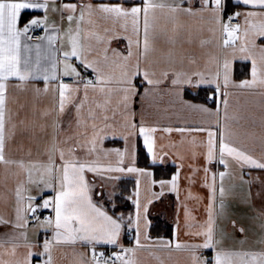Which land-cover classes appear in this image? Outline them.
Here are the masks:
<instances>
[{"label":"snow or ice","instance_id":"snow-or-ice-1","mask_svg":"<svg viewBox=\"0 0 264 264\" xmlns=\"http://www.w3.org/2000/svg\"><path fill=\"white\" fill-rule=\"evenodd\" d=\"M236 7L244 10L229 12L226 0H198V6L193 0L173 3L61 0L59 5L55 0H0V165L5 167L6 174L11 172L16 178L14 220L0 216V224L26 229L29 214L40 221L36 215L38 210L51 209L54 213L41 221V226L53 233L51 240L44 239L42 251H33L37 245L29 242L26 231L19 236H8L7 240L0 241V264H33L34 256L46 257L39 264H53L55 245L77 242L89 248V253L79 254L81 259L77 264H138V251L153 247L187 250L191 264H264V248L260 251L226 249L223 233L220 239L216 233V217L222 216L226 209L224 179L229 172H214L210 166L215 163L227 170L231 160L241 169L248 166L264 170V157H254L235 142L229 121L237 117H230L228 113L229 88L264 89V0H237ZM28 10H33V14L26 18L24 14ZM50 12H59L61 22L67 26L57 27L50 21ZM181 15L206 19L213 36L219 33L218 51L207 55L203 70L185 68L184 57L176 55L171 47H159L162 37L165 45L176 44ZM162 20L165 25H173L172 35H167ZM36 29H43L44 35L40 36V42L31 44L29 34ZM120 39L127 41L124 50L112 46L113 41ZM44 41H47V52L42 57L41 42ZM206 43L201 41L202 46ZM33 49L35 60L31 57ZM237 58L251 62L250 79L239 82L232 79V65ZM160 63L166 67L157 72L155 66ZM188 64L196 65V60L190 59ZM141 75L143 78L139 79ZM169 78L183 106L215 116L214 126L162 129L166 133L206 134V141L201 142L204 150L191 154L193 161L198 155L203 158L201 166L189 167L192 176L203 170L202 186L208 189L207 219L197 222L192 210L184 204L185 235L199 237L201 242L157 239L142 243L141 237L145 242L150 241L148 212L153 200L165 189L175 192L179 199V167L171 179L156 180L151 171L136 166V137L143 138L153 165L162 164L167 155L157 152L155 134L159 129L146 124L143 104ZM35 79H42L44 86L33 87L32 92L36 97H50V106L39 110V122L33 120L29 124L26 118L19 119V125L31 133L30 143L27 147L18 144L17 151L23 155L13 158L6 154V147L16 135L18 125L14 116L19 113L8 107L9 90L26 89L28 82ZM203 85L214 86L213 96L206 98L215 100V110L183 99V86L200 88ZM137 102L140 113L135 107ZM36 111L34 107L33 112ZM109 135L120 136L124 147L105 149L103 142ZM261 139L264 145V137ZM191 143L196 146L195 138ZM88 173L103 179L90 181ZM121 175L135 177L134 189L126 197L114 187L109 190L107 183L119 180ZM192 176L188 177L190 184L195 183ZM217 178L221 198L219 213L216 211ZM157 184L161 189L159 194L152 191ZM187 198L203 199L193 196L191 191ZM125 201L132 202L134 213L120 211ZM260 215L264 217V212ZM126 230L135 231L134 247L122 243ZM239 231L243 233L245 229L241 227ZM21 238L26 252L18 257L21 245L17 241ZM259 243L264 244V239ZM5 244L10 247L6 248ZM98 246H110V254L97 252ZM201 249H212L214 254L211 258L202 256L198 254ZM89 254L90 260L85 261L83 256ZM4 255L10 259H4Z\"/></svg>","mask_w":264,"mask_h":264},{"label":"crops","instance_id":"crops-1","mask_svg":"<svg viewBox=\"0 0 264 264\" xmlns=\"http://www.w3.org/2000/svg\"><path fill=\"white\" fill-rule=\"evenodd\" d=\"M227 1V0H226ZM237 3V0H231ZM59 5L61 0H55ZM139 2V0H138ZM157 2L173 3L174 0H157ZM193 3L198 6V0H193ZM187 7V3L184 5ZM236 10H244L242 7H237ZM33 14V10H28L24 15L29 17ZM34 14L42 15V12H35ZM50 21H54L57 27L63 29L66 27V22H61L59 12H50ZM242 22V21H241ZM161 25L166 27L167 35H172L173 25L162 20ZM180 27L176 34L175 45H165L164 37L161 38L159 47L168 48L171 47L176 55L182 56L185 59V68H199L203 70L205 59L208 54L216 53V40L220 39L219 33L214 37L212 32L209 31L210 25L207 20H200L199 18L188 17L181 15L179 17ZM40 32V36L44 35L43 29H36ZM52 29L49 30V34H52ZM201 41H207L208 43L201 45ZM31 44H35L38 41H28ZM260 43L261 41H257ZM41 56H45L47 52V41L41 42ZM222 43V40H221ZM127 41L120 39L119 41H113L112 46L124 50ZM158 56V54H157ZM33 60L36 59V51L33 49L31 52ZM195 59L196 65L190 66L188 60ZM237 61H246L239 58L233 61L232 79L239 82L243 79H250L251 75L242 79H237L234 73V66ZM250 70H251V62ZM42 63L45 61L42 59ZM157 72L160 68L166 67V64L160 63L155 66ZM179 67V65H177ZM171 77V73H169ZM139 77V79H142ZM16 83V81H13ZM44 82L42 79L30 80L26 89H12L9 90L8 107L13 112H18L19 116H14V122H17V131L15 137L8 141L6 147V154L11 155L13 158H18L23 153L17 151V146L23 143L27 147L30 143L29 136L31 133L26 131L19 125V119L26 118L28 123L31 124L33 120L39 122V110L50 106V97L43 95L36 97L32 92L33 87L43 88ZM202 87L214 89L213 85H203L200 88H192L189 86H183V99L191 101L194 104H205L207 107L215 110L216 102L213 99L200 100L194 99L187 95L188 91L198 92ZM230 95L228 97L229 116H235L237 119L230 120L229 123L234 132V140L238 145L245 147L254 157H264V145H262V137H264V89H228ZM209 96H213V91ZM223 97H220L222 100ZM214 101V102H212ZM23 105V107H21ZM37 110L33 112V108ZM138 113L141 111L140 103L135 105ZM223 105L221 104V120L223 121ZM143 118L147 125L155 126L159 130L156 132L157 152L164 155V162L157 163L155 165L171 166L172 171L168 176H157L155 168L152 166H145L138 162V147L143 146V138L136 137L137 145V160L136 166L146 168L153 173V178L171 179V176L175 174L177 168H180V182H179V199L175 192L165 189L162 195L153 200V203L149 206L148 220L150 226L147 228L150 241H143L142 243H149L156 241L157 239L172 240L175 242L179 240L181 242L195 243L201 242V238L185 235L187 229L184 227V209L183 205L187 204L188 208L192 210L193 216L197 222L203 223L207 219L206 206L208 203V189L202 186L203 183V170H201L192 176V170L189 165L193 167H200L203 158L197 156L195 161L192 160L191 154L193 151L197 153L202 152V141H206V134L204 133H179L173 131L166 133L162 129L166 127H172L173 129L179 127H200L215 125V116H207L200 112L191 110L180 103L179 98L176 95V90L172 88L170 78L164 80L153 91L152 95L143 104ZM140 116H137V120ZM10 127V125H9ZM195 138L196 146L191 141ZM183 141V143L181 142ZM105 149L110 148H123L124 142L120 136L112 137L108 136L103 142ZM144 147V146H143ZM146 154L147 150L145 148ZM148 160L151 163V157L147 154ZM152 164V163H151ZM230 167L226 170L222 165L213 164L211 170L214 172L228 171L224 179L225 196L223 198L226 205L224 214L216 217V233L217 238H221L223 233V247L232 250H252L260 251L264 248V244L259 243L261 239H264V217L260 215L264 212V170L251 168L245 166L241 169L234 161H229ZM181 165H183L181 167ZM241 174L243 178L241 179ZM112 175H120L119 173H113ZM88 179L91 181L95 179L100 182L103 178L100 176L93 177L92 173L87 174ZM192 176L195 183L190 184L188 177ZM132 179L135 185L134 175H121L120 179ZM119 179V180H120ZM119 180L107 181L109 190L114 187L118 191ZM15 183L16 178L11 175V172L6 174L5 167L0 165V216L5 219L14 220V203H15ZM219 178H217V198H216V211L219 213V204L221 201L219 195ZM143 188V181H142ZM155 193H160V185L157 184L152 188ZM191 191L193 196L203 197L202 200L188 199V192ZM52 193L49 191L48 193ZM133 208L128 213H134ZM44 216L40 221H30L28 219V227L14 228L12 224L4 225L0 224V241L7 240L8 236H19L21 232H27L29 242L37 245L33 249L34 252H40L43 250V241L45 238L51 240L53 233L51 229L41 226V221L45 216H54L51 209H44ZM179 214V228L177 227V215ZM163 220L164 223L172 225V230L169 234L164 232L157 234L153 233L151 228L155 220ZM233 221L235 226H233ZM244 228L245 231L241 233L240 228ZM195 230V229H193ZM7 234V235H6ZM135 231H125L122 234V243L126 247L135 246ZM21 247L17 250V256L21 257L26 252L23 247L24 241L21 238L17 241ZM243 242V243H241ZM5 247H10V244H5ZM99 250L106 253L111 252L110 246L97 247ZM2 251V250H0ZM89 253V248L77 242L72 244H60L53 247V264H77V261L81 259L79 254ZM202 256L211 258L213 253L212 249H201L199 253ZM4 259H10L7 255L3 256ZM46 257H33V264H39ZM85 261L90 260L89 255L83 256ZM136 259L138 264H191L189 252L187 250L161 249V248H145L138 251Z\"/></svg>","mask_w":264,"mask_h":264},{"label":"trees","instance_id":"trees-1","mask_svg":"<svg viewBox=\"0 0 264 264\" xmlns=\"http://www.w3.org/2000/svg\"><path fill=\"white\" fill-rule=\"evenodd\" d=\"M227 9L229 12L235 11L237 9L236 5L237 3H234L231 0H227ZM234 73L235 77L237 79H242L247 77L250 74V64L249 62L246 61H237L234 66ZM213 90L210 88H205L202 87L198 92H192L188 91L187 95L189 97H192L194 99H200V100H210L207 99L210 95V93ZM214 100V99H213ZM214 102V101H212ZM138 162L142 165L145 166H152L155 168L157 176H168L171 171L172 167L171 166H162V165H153L149 162L148 156L146 154L145 148L142 145H139L138 147ZM134 189V182L132 179H120L119 184H118V192H123L124 196L126 197L128 194H130ZM133 208L132 202L131 201H125L120 205V211H124L126 214ZM153 233L160 234L162 232L169 234L172 230V225L169 223H164L163 220H155L152 228H151Z\"/></svg>","mask_w":264,"mask_h":264},{"label":"built area","instance_id":"built-area-1","mask_svg":"<svg viewBox=\"0 0 264 264\" xmlns=\"http://www.w3.org/2000/svg\"><path fill=\"white\" fill-rule=\"evenodd\" d=\"M237 21H232V23L233 24H235ZM30 37H31V39L30 40H32V41H38L39 40V38H40V32L38 31V30H35L34 32H30ZM65 80H66V82H68L67 81V78H65ZM36 215H39L40 216V218H42L43 216H44V212H43V210H38V212L36 213ZM28 219L30 220V221H33V222H36L37 220L34 218V216L32 215V214H29L28 215ZM101 250H99L98 248H97V252H100ZM104 252V251H103ZM105 254L106 255H108V254H110V253H106L105 252ZM89 257H90V254H89Z\"/></svg>","mask_w":264,"mask_h":264}]
</instances>
